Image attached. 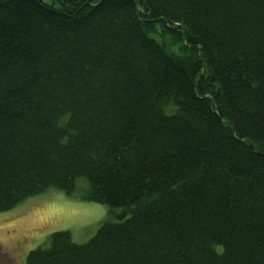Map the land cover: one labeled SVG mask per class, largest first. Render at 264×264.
<instances>
[{"label":"trees","instance_id":"trees-1","mask_svg":"<svg viewBox=\"0 0 264 264\" xmlns=\"http://www.w3.org/2000/svg\"><path fill=\"white\" fill-rule=\"evenodd\" d=\"M51 188L117 222L25 264H264V0H0V213Z\"/></svg>","mask_w":264,"mask_h":264},{"label":"rangeland","instance_id":"rangeland-1","mask_svg":"<svg viewBox=\"0 0 264 264\" xmlns=\"http://www.w3.org/2000/svg\"><path fill=\"white\" fill-rule=\"evenodd\" d=\"M120 210L116 211L119 215ZM108 208L66 197L48 189L5 213H0V264H25L28 253L47 246L54 232H68L76 244L87 243L106 220Z\"/></svg>","mask_w":264,"mask_h":264}]
</instances>
